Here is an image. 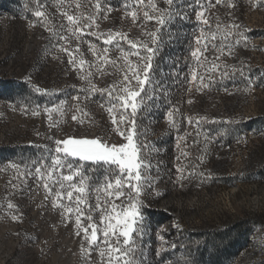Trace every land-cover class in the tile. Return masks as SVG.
<instances>
[{"label":"rangeland","instance_id":"374dc122","mask_svg":"<svg viewBox=\"0 0 264 264\" xmlns=\"http://www.w3.org/2000/svg\"><path fill=\"white\" fill-rule=\"evenodd\" d=\"M108 2L119 9L122 0ZM181 3L188 16H196L199 6L194 0ZM233 3L234 8L217 5L205 15L213 25L219 17L224 23L241 26L247 41L241 39L233 55H223L218 63L243 66L244 76L237 72L223 81L217 77L211 89L191 95V103L186 104L181 93L158 113L152 125L153 111H145L140 121L147 145L144 151L151 164V186L142 197L147 226L144 256L140 257L144 264H264V6L253 7L249 0ZM32 10L28 7L22 13L25 23L0 20V264H85L81 238L74 234L73 225L62 223L59 210L51 206V198L45 199L46 191L35 178L21 183L8 164L24 165L38 158L41 146L52 144L49 136H107L109 142L122 141L96 103L87 105L93 123L79 125L70 111L59 128L49 127L42 109L65 99L74 103L71 97L82 81L68 64L67 54L52 47L49 31L35 23ZM48 11L59 23L62 18L56 9L49 6ZM122 15V11H112L107 20L99 22V30L119 29L134 39L140 30L132 26L130 18L121 20ZM185 21L178 18L171 26L177 34ZM170 35L175 39L172 32ZM237 38L229 40L234 43ZM86 39L100 43L91 36ZM75 45L73 40L69 46ZM81 49L87 59H93L86 44ZM113 79L104 76L95 82L106 87ZM38 106L40 115H32ZM175 106L186 115L187 108L198 111V116L187 115V119H206L198 126L190 124L193 132L176 130L162 136L159 129L168 128V121L163 120L169 107ZM53 119L59 117L54 113ZM207 120L216 123L208 128ZM182 151L187 156L194 152L193 158L187 159ZM178 167L183 172L178 173ZM9 202L16 208L8 209ZM14 214L19 216L16 221L11 218ZM242 219H254V228L238 233L235 224ZM97 260L93 252L89 264H97Z\"/></svg>","mask_w":264,"mask_h":264},{"label":"snow or ice","instance_id":"6c2138e0","mask_svg":"<svg viewBox=\"0 0 264 264\" xmlns=\"http://www.w3.org/2000/svg\"><path fill=\"white\" fill-rule=\"evenodd\" d=\"M194 2L199 6L196 19L201 27L190 49L192 63L187 82L189 91L201 92L211 89L217 77L223 81L237 72L244 76L243 66L218 61L225 54L231 57L240 40L247 41V37L240 25L224 23L219 17L213 25L205 15L209 8L217 5L234 8L233 0H215L214 4L211 0ZM249 2L253 7L264 6L260 0ZM161 3L165 6L161 7ZM49 6L62 18L59 23L54 22ZM114 10L122 11L121 20L130 18L132 26L141 30L142 38H130L119 29L100 31L99 22L107 20ZM32 15L37 18L35 23L49 31L50 40L54 41L52 47L67 54L68 64L82 81V86L75 89L76 94L71 97L74 103L69 104L65 99L42 109L47 114L49 127L59 128L70 111L74 113L71 119L79 125L93 123L87 105L96 103L107 113L111 131L122 142H109L107 136H49L52 144L41 146L43 151L38 158L24 165L9 163L8 168L15 170L14 175L21 183L35 178L38 186L46 191L45 199L51 198V206L59 210L62 223H71L74 234L81 238L80 251L85 264H89L93 252L98 256L97 264H144L140 257L144 256L142 241L147 226L142 197L146 187L151 186L148 175L151 164L144 151L147 145L140 121L152 106L148 102L159 98L161 91L156 59L164 36L170 35L171 26L178 18L186 19L188 13L181 0H122L119 9H114L108 0H35ZM149 22L154 23L150 26ZM89 36L100 43L86 39ZM230 37L238 38L233 43ZM73 40L76 41L74 48L69 46ZM83 44L87 45L93 59L86 58L81 49ZM210 49L219 53L211 60L205 55ZM104 76L114 79L108 86L98 87L96 79ZM248 84L251 86L252 81ZM36 91L42 90L37 88ZM163 91L166 95L167 90ZM40 112L38 106L32 115L38 116ZM54 113L59 119H53ZM178 113V109L167 113L169 126L177 131L179 123L174 116ZM203 119L206 118L189 117L188 122L198 126ZM181 155L187 156V153L182 151ZM177 172L183 169L178 167ZM7 208L11 210L16 206L9 202ZM11 218L16 221L19 216L14 214ZM160 240L164 241V237L160 236Z\"/></svg>","mask_w":264,"mask_h":264},{"label":"bare ground","instance_id":"6f19581e","mask_svg":"<svg viewBox=\"0 0 264 264\" xmlns=\"http://www.w3.org/2000/svg\"><path fill=\"white\" fill-rule=\"evenodd\" d=\"M28 9V5L21 0H0V15L14 12V14H22ZM7 21V20H6ZM190 21H197L196 16L189 15L183 25L182 32L177 34L174 27L169 29L170 32L175 35V39H171L172 35L165 34L164 43L162 45L159 56L156 59L157 72L156 76L160 81L161 91L158 94L159 98H154V101H149L151 108L147 111H153L150 123L154 122L158 113H161L168 105L177 97L183 93L185 97H191L192 91H185V69L189 64V41H190ZM181 34L180 37L177 35ZM134 38H142L140 31L134 35ZM209 59H214L215 54L209 51L205 53ZM164 89L167 90L165 95ZM182 89L181 91H179ZM197 110L193 108H187L186 113L188 116H198ZM197 114V115H196ZM216 114V115H215ZM218 116V113H215ZM186 115V114H185ZM186 115V116H187ZM163 116V115H160Z\"/></svg>","mask_w":264,"mask_h":264},{"label":"built area","instance_id":"2783aa9c","mask_svg":"<svg viewBox=\"0 0 264 264\" xmlns=\"http://www.w3.org/2000/svg\"><path fill=\"white\" fill-rule=\"evenodd\" d=\"M21 1L26 3L28 5L29 9H33V8L35 9V0H21ZM0 20H7V21H9V23L11 21H14V20L19 21L21 23H25V19L23 18L22 14H14L13 11L10 12V13H7V14H1L0 15ZM153 23L154 22H149L150 26ZM200 27H201V25H200L199 21H190V41H189V54H188L189 55V64L187 65V68L185 69V75H184V77H185V91H189L188 90L189 89V84H188L187 81L190 80L189 66L192 63V57H191V54H190V49L194 46V38H195V36L199 35V28ZM136 30H140V29H136ZM140 34H141V30H140ZM134 39H137V38H134ZM196 92L197 91L193 90L192 94L196 93ZM184 100H185V103L188 104L189 103L188 101H190V98H185V95H184ZM173 109H176V106L175 107H169V111L173 110ZM194 117H195V115H194ZM174 120H176L179 123V130L193 132L192 130H190V124L188 122L187 116H185L183 111H179L178 115L174 116ZM163 121H168V120L166 119V120H163ZM207 121H208V128L211 125L216 123L215 120H207ZM159 130L162 131V136H165L166 133H169L171 131H176L177 129L170 127L169 123H168V128H161ZM175 151H176V149H175V146H174V153H175ZM193 154H194V152H191L187 156V159H192L193 158Z\"/></svg>","mask_w":264,"mask_h":264},{"label":"trees","instance_id":"16d2710c","mask_svg":"<svg viewBox=\"0 0 264 264\" xmlns=\"http://www.w3.org/2000/svg\"><path fill=\"white\" fill-rule=\"evenodd\" d=\"M254 226V219H242L235 224V230L238 233H243L252 230Z\"/></svg>","mask_w":264,"mask_h":264}]
</instances>
